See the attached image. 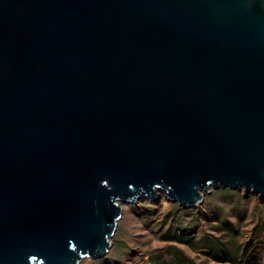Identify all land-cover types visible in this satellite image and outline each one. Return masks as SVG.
<instances>
[{
	"label": "water",
	"instance_id": "95a60500",
	"mask_svg": "<svg viewBox=\"0 0 264 264\" xmlns=\"http://www.w3.org/2000/svg\"><path fill=\"white\" fill-rule=\"evenodd\" d=\"M264 198V0H0V264H79L119 202Z\"/></svg>",
	"mask_w": 264,
	"mask_h": 264
},
{
	"label": "rangeland",
	"instance_id": "374dc122",
	"mask_svg": "<svg viewBox=\"0 0 264 264\" xmlns=\"http://www.w3.org/2000/svg\"><path fill=\"white\" fill-rule=\"evenodd\" d=\"M209 189L190 207L162 190L154 198L119 202L122 215L108 252L79 264H264V198L243 189ZM203 235L228 254L214 256Z\"/></svg>",
	"mask_w": 264,
	"mask_h": 264
},
{
	"label": "trees",
	"instance_id": "16d2710c",
	"mask_svg": "<svg viewBox=\"0 0 264 264\" xmlns=\"http://www.w3.org/2000/svg\"><path fill=\"white\" fill-rule=\"evenodd\" d=\"M219 190L229 192L232 189L229 187H225V188L220 187ZM201 238L204 241L203 245H205V247H207L209 251H211V253H214L213 254L214 256L218 257V255L228 254V249H226L225 246L219 244V242H217L216 239H212L208 235H203Z\"/></svg>",
	"mask_w": 264,
	"mask_h": 264
}]
</instances>
